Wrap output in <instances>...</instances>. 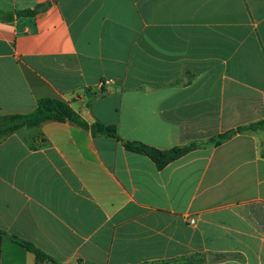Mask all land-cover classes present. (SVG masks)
Listing matches in <instances>:
<instances>
[{"label": "crops", "instance_id": "1", "mask_svg": "<svg viewBox=\"0 0 264 264\" xmlns=\"http://www.w3.org/2000/svg\"><path fill=\"white\" fill-rule=\"evenodd\" d=\"M42 98L195 146L159 169L69 120L23 127L0 140V229L62 264H264V0H0V114ZM0 264L37 263L5 238Z\"/></svg>", "mask_w": 264, "mask_h": 264}, {"label": "trees", "instance_id": "2", "mask_svg": "<svg viewBox=\"0 0 264 264\" xmlns=\"http://www.w3.org/2000/svg\"><path fill=\"white\" fill-rule=\"evenodd\" d=\"M46 8L45 5H38L34 9H27L19 11L20 15L34 16ZM48 120L58 121H71L78 124L81 127L90 129L93 135H106L125 143V146L135 152L143 153L149 156L158 166L159 169H163L168 163L178 159L182 155L189 152L195 144L187 147L173 148L169 151H159L153 147L144 145L138 142H129L123 140L119 134L115 125H105L103 123H95L89 125L84 121L80 115L66 102L53 98H42L38 101L36 109L28 114H0V140L12 135L17 130L23 127H32L41 124ZM261 124V123H259ZM242 129H238L241 131ZM234 132L219 135L216 138L211 139L210 143L218 145L227 138L231 137ZM5 238L11 239L13 242L23 246L29 252L33 253L36 257L37 264H43L44 262H50L52 264H62L49 256L39 248H37L30 241L21 239L15 235H9L2 229H0V255H1V243Z\"/></svg>", "mask_w": 264, "mask_h": 264}, {"label": "built area", "instance_id": "3", "mask_svg": "<svg viewBox=\"0 0 264 264\" xmlns=\"http://www.w3.org/2000/svg\"><path fill=\"white\" fill-rule=\"evenodd\" d=\"M112 83V81L110 80V79H106V80H103L100 84H99V86H100V88H103V87H105L107 84H111ZM191 223L193 224L194 223V220L192 219L191 220Z\"/></svg>", "mask_w": 264, "mask_h": 264}, {"label": "rangeland", "instance_id": "4", "mask_svg": "<svg viewBox=\"0 0 264 264\" xmlns=\"http://www.w3.org/2000/svg\"><path fill=\"white\" fill-rule=\"evenodd\" d=\"M107 85H109V84H107ZM98 87H100L99 85H98ZM102 89V88H101Z\"/></svg>", "mask_w": 264, "mask_h": 264}]
</instances>
